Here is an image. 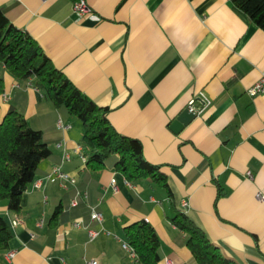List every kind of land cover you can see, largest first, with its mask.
I'll return each instance as SVG.
<instances>
[{"label":"crops","instance_id":"1","mask_svg":"<svg viewBox=\"0 0 264 264\" xmlns=\"http://www.w3.org/2000/svg\"><path fill=\"white\" fill-rule=\"evenodd\" d=\"M74 1L0 0V9L58 71L108 108L118 133L141 143L144 158L165 174L174 207L151 181H126L113 158L89 170L81 160V122L58 111L32 79L16 80L0 64V122L9 109L21 113L51 151L22 194L18 214L0 201L13 231L0 264H138L121 243L123 228L139 221L159 237L158 264H198L170 221L177 210L228 260L264 264V200L257 198L264 197V92L246 93L264 73V31L229 0H85L91 12L80 20ZM201 94L208 104L174 133L173 119L191 99L200 106ZM55 165L75 185L45 180ZM76 189L86 192L85 207L97 205L102 222L68 211L50 231L47 219L58 204L71 207Z\"/></svg>","mask_w":264,"mask_h":264},{"label":"trees","instance_id":"2","mask_svg":"<svg viewBox=\"0 0 264 264\" xmlns=\"http://www.w3.org/2000/svg\"><path fill=\"white\" fill-rule=\"evenodd\" d=\"M247 19L264 31V0H229ZM0 64L16 80L32 79L61 113L77 118L83 127L82 148L85 166L89 170L103 168L113 158V168L128 182L146 179L166 190L174 207L167 178L160 166L148 162L141 143L118 133L108 122L107 107L97 105L58 71L40 45L27 32L14 26L0 9ZM4 91L0 78V95ZM51 157L42 132L31 128L24 116L9 109L0 122V201L9 211L18 214L21 196L38 172L41 160ZM86 198V197H85ZM85 198L76 206L58 204L47 219L53 231L71 215L87 214ZM86 210V213L84 210ZM69 211V212H68ZM78 220V218L76 219ZM171 223L185 234V245L198 264H235L225 258L210 242L204 231L184 212L177 210ZM124 242L131 248L138 264H158L162 258L160 240L154 228L145 221L123 228ZM13 237L10 224L0 216V250L8 249Z\"/></svg>","mask_w":264,"mask_h":264},{"label":"built area","instance_id":"3","mask_svg":"<svg viewBox=\"0 0 264 264\" xmlns=\"http://www.w3.org/2000/svg\"><path fill=\"white\" fill-rule=\"evenodd\" d=\"M71 9H72V13L74 14L76 20L82 19L83 17L89 15L91 12V9L89 8V6L87 5L85 0H77V1L72 2ZM263 92H264V73H262V75L259 77V79L256 82H254L251 86H249L246 89V93L250 97H253V96L260 94V93H263ZM200 97H199L201 99V105L200 106H197V107L194 106V102H195L194 99H191L187 105L189 110L193 111L196 115L200 114L203 111L204 107L209 102L207 99L204 98V96L202 94L200 95ZM57 126L59 128H66V126L61 124L60 120L57 122ZM63 159H68V155H64ZM81 160L83 163L85 162L84 156H81ZM247 176L251 177L249 172H247ZM43 178L47 181H50V182L59 180V181H68L73 185H75V183H76V180L73 177H70L68 174L61 171L60 165L53 166L50 173L46 174ZM111 185L113 187V190H116L115 180L111 181ZM33 186L39 187L40 186L39 181H35L33 183ZM86 195L87 194L85 191H80V190L76 189L74 196L70 200V206H72V207L76 206L78 204L79 200L81 198H85ZM257 198L261 201L264 200V197L262 195H260L259 193L257 194ZM99 201L100 200H98L97 202H99ZM183 204H185V203H183ZM96 206L97 205H93L90 207V214H89V220L90 221H89V223H91V222H98V223L102 222V215L97 210ZM17 223H18V220H12L11 221L12 226H15ZM74 224L80 225L81 222L75 221ZM87 225H85V226L88 227ZM96 233H97L96 231L89 229V236L90 237L95 236ZM121 246L123 249L127 250L133 258L136 257L133 250L131 248H129V246L125 242H122ZM7 256L9 258L13 257L14 252L13 251L8 252ZM96 263L97 262L95 260H90V261L86 262V264H96ZM166 264H172V263L170 261H166Z\"/></svg>","mask_w":264,"mask_h":264},{"label":"water","instance_id":"4","mask_svg":"<svg viewBox=\"0 0 264 264\" xmlns=\"http://www.w3.org/2000/svg\"><path fill=\"white\" fill-rule=\"evenodd\" d=\"M196 114L190 111L188 107L180 111L176 117L173 119L170 128L174 133L179 132L184 126L189 124L193 119H195ZM0 216H3L0 214Z\"/></svg>","mask_w":264,"mask_h":264}]
</instances>
